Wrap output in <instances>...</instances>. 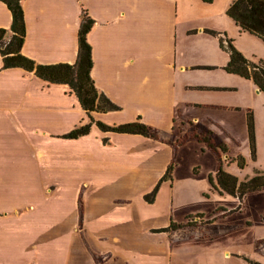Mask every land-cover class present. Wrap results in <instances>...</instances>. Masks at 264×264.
<instances>
[{
  "label": "crops",
  "instance_id": "0c3cea01",
  "mask_svg": "<svg viewBox=\"0 0 264 264\" xmlns=\"http://www.w3.org/2000/svg\"><path fill=\"white\" fill-rule=\"evenodd\" d=\"M232 1L205 9L202 0H22V52L42 64L75 62L87 11L91 76L120 106L93 117L119 124L140 116L159 139L95 125L64 137L88 121L70 87L2 69L0 56V264H184L188 255L176 248L194 240L222 245L223 260L264 264V188L242 200L213 188L217 154L194 138L212 131L227 148L225 164V156L242 155L236 145L249 143L248 112L257 138L264 127V94L225 70L229 54L206 32L225 33L245 57L264 61V40L227 15ZM10 23L0 0V28ZM238 91L252 102L245 113L232 96ZM192 128L200 129L180 139ZM170 164L171 178L147 202ZM191 214L202 219L189 223ZM170 223L181 226L157 231ZM247 242L254 257L243 253Z\"/></svg>",
  "mask_w": 264,
  "mask_h": 264
},
{
  "label": "trees",
  "instance_id": "16d2710c",
  "mask_svg": "<svg viewBox=\"0 0 264 264\" xmlns=\"http://www.w3.org/2000/svg\"><path fill=\"white\" fill-rule=\"evenodd\" d=\"M7 6L11 23L8 28H0V56L2 59V69L19 67L27 72H32L35 76L48 83L67 84L81 108L85 111L88 121L80 123L64 134L67 138H77L88 134L92 125L101 131H111L116 133L140 134L152 139H159L158 130L147 125L136 117L135 120L119 124H106L95 119L92 112H107L120 109V106L112 102L107 96L100 93L96 88L91 76L92 56L91 46L87 41V33L91 29L94 20L86 10H82L78 28V49L77 57L73 63H37L33 59L24 55L22 46L26 35V25L22 0H1ZM211 3L213 0H202ZM241 30L248 31L264 40V0H233L226 10ZM206 32L215 35L223 49L229 54V60L225 70L229 73L238 74L246 79H251L255 86L264 94V61L263 59L252 60L244 56L232 43L225 33L207 29ZM248 136L251 155L255 156V133L254 120L251 112L247 118ZM200 141L205 142L213 152L217 154L218 167L214 173L208 175L211 186L220 191L233 195L240 200L245 194L264 188V172L256 171L255 174L239 179L236 175L224 169L221 152H226L227 148L223 143L214 141V134L210 130H201L194 135ZM184 140V139H183ZM236 163L239 168H243L245 160L241 155L236 156ZM172 164L168 165L163 176L158 180L154 188L144 198L147 202L154 200L162 181L171 178ZM181 223H170L168 227L160 228L157 231H166L180 227ZM249 264H262L245 258Z\"/></svg>",
  "mask_w": 264,
  "mask_h": 264
},
{
  "label": "rangeland",
  "instance_id": "374dc122",
  "mask_svg": "<svg viewBox=\"0 0 264 264\" xmlns=\"http://www.w3.org/2000/svg\"><path fill=\"white\" fill-rule=\"evenodd\" d=\"M213 6H217V3H209L204 8L205 9H211ZM232 96H234L235 101L240 105L241 112L245 113L246 111V105L250 106L252 103L249 98H247L246 93H243L242 91H238L236 93H232ZM249 96V95H248ZM250 97V96H249ZM254 97V96H253ZM255 99H258L257 96L254 97ZM254 104H256L254 100ZM253 110V109H252ZM240 112V113H241ZM196 129L200 128H192L191 130H187V132L181 136L180 139H187V136L192 135L193 132H196ZM244 133H243V140H244ZM238 151L242 154L241 156L245 160V165L243 168L237 167L235 163L236 156H225V164L224 169L230 170V172L236 174L238 178H245L246 175H253L256 171H262L264 172V127L258 128V138L255 130V156L253 157L250 153L249 149V143L242 142L241 145L237 146ZM222 158V156H221ZM200 161L205 162L204 157L199 158ZM223 160V159H222ZM205 166H208L207 164ZM198 169H195V173ZM196 179L202 178L203 173H192ZM189 179V178H188ZM188 179H184L185 185L192 186V183L186 182ZM203 182V180H200ZM188 192V190H186ZM203 202V201H202ZM196 207V206H195ZM201 215L200 214H191L188 216L187 221L190 223L199 221ZM179 224V223H176ZM170 225V224H169ZM168 227V226H167ZM235 241H238V238H234ZM220 244H213L212 242H209L208 240H194L191 242H184L180 247L176 248V252H179V256L182 257L183 255L180 252V249L184 250L186 254L188 255V258L186 259L187 262L184 264H246V262H240L238 259L230 258L228 260H223L222 258V251H221ZM255 247V246H254ZM253 245L250 243H246L243 247V253L247 256H252L257 253L256 249L254 250ZM215 250V251H214ZM215 252L216 256V262L213 260V253ZM238 256L237 254H235ZM239 257V256H238ZM243 257V256H242ZM250 259L249 257L244 256L243 257ZM222 260V261H221ZM247 261V260H246Z\"/></svg>",
  "mask_w": 264,
  "mask_h": 264
}]
</instances>
